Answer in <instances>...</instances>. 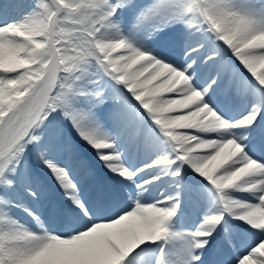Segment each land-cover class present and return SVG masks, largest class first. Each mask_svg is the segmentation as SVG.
<instances>
[{
	"label": "bare ground",
	"instance_id": "1",
	"mask_svg": "<svg viewBox=\"0 0 264 264\" xmlns=\"http://www.w3.org/2000/svg\"><path fill=\"white\" fill-rule=\"evenodd\" d=\"M28 1L0 0V112L2 113L0 118L8 117L13 122V126L18 127L21 125L20 122L26 119V113L29 111L27 124L21 136L31 130L36 117L41 114L42 108L45 106L47 76L55 59V56H52L47 63L41 66L37 63L36 55L32 54L33 47L39 45L40 42L35 30L36 21L27 9ZM135 1L127 2L126 15L134 16L136 14ZM164 2L167 5L163 4ZM195 2L202 6L212 18L211 25L217 30L219 28L223 36L232 41L235 53L238 51L243 53V57L239 54L237 57L245 68L264 81V38L259 30L237 23V17H234L235 14L230 12L234 5H239L236 0H179L178 4H182L179 7L184 18L183 35L185 37L181 44L187 47L193 42V46L186 53L175 54L172 57L165 56V59L181 63L186 71H190L192 64L181 59H198V55L205 52L203 46L210 36L203 30L210 26L204 27L203 24L198 23L197 31L194 33L197 24L194 11ZM261 4V10H264V0ZM172 5L170 1H162L147 11L146 20L153 21L150 27L157 24L156 21L161 22L171 16L168 9ZM109 11V8L104 7L102 12H99L102 19V26L99 27V40L102 41L103 50H95V55L98 54L105 59L100 63L104 78L113 80L115 90L113 95L103 96L106 104L101 103L97 114L100 118L85 111L86 102L78 101L76 103V113L72 119L77 126L78 135L83 145L93 152L96 160L110 176L125 177L132 182L139 191L140 203L146 201L144 197L148 196L145 184L157 179L159 174L164 175L169 167L176 164L175 176L171 183L177 177L187 187H192V190L199 193L203 192L204 184L215 186L218 190L225 189L227 195L224 197V201L226 207L230 205V213L233 216H238L244 222L243 224L249 226H251L250 224H261L254 221L261 220L257 198H262L263 205L262 203L261 205L264 209V186L262 183L264 170L255 167L251 169L248 167L246 169L239 168L238 159L234 158L235 148L229 142L220 143L214 139V137H225L229 133L225 124L205 108L201 97L197 96L186 84H183L182 77L174 69L161 64L160 60L164 59L163 57L157 59L149 58L148 55L141 57L137 53L138 48L134 49L126 40L119 41L120 38L116 31V29L118 30L117 24L109 22L105 18L110 16ZM56 20L57 16L53 13L45 21V34L49 44L53 42ZM141 22L133 30H140L143 27ZM262 29H264V25ZM139 32L143 36L145 35V38L149 35L148 29L146 32L145 29ZM3 35L9 37V43L1 41ZM194 36L195 42L193 41ZM27 44L28 58H20L19 61H16L19 52L24 51ZM158 45L162 49L160 43ZM86 48H88L87 44ZM156 51L161 56L164 54L159 49ZM215 53L218 55V50ZM192 56L194 57L192 58ZM30 65L33 78L26 75L18 78L11 76L14 75L11 73V68ZM34 79H39L40 92L36 97L35 94L28 96L30 90L22 91L20 89L24 81H27L31 86ZM244 85L245 82H242V86ZM93 89L98 88L94 87ZM93 89L90 91H95ZM208 90L209 88L206 89V91ZM11 93H18L17 96L20 99L22 112L18 120L6 112L10 106L7 97ZM257 93L260 92L254 89V95ZM10 100L12 104L16 101V97H12ZM128 101L136 108L131 106ZM144 107L151 112L149 118L147 113H143ZM194 107L196 108L194 109ZM146 108L144 110H147ZM57 111V116H65V111L60 107ZM77 112L81 113L80 117ZM124 113H131L135 116V121L142 120L141 127L148 121L145 129L151 126L152 128L158 127V131L163 132V137L159 140L167 141L170 145L169 154L164 156L163 149H160V160L154 163L145 161L142 168L134 167L136 162L135 146H133L132 155L127 157V151L131 149L133 138L131 136L125 142L129 132L123 134L122 131L125 130L115 120V116ZM239 123L236 121V125ZM56 127L63 128L62 124L57 122ZM250 129L252 131V127ZM236 132L239 138H243L244 130L238 128ZM6 133L5 131V135L0 138V156L7 152L11 145V140L7 138ZM154 140L157 141L158 138L154 137ZM53 141H57L56 144L62 151L68 144L64 140V136L55 137L49 134L47 142ZM66 155L67 152H64L62 159L57 158L55 152H46L37 156L36 161L32 162L33 169L35 168L33 177L36 173L46 184L45 193L48 199L60 198L62 205L67 209L75 208L84 213V208L87 207V193L83 190V181L74 175L71 179L68 178L67 168H65ZM161 160L164 161L162 171L157 170L151 173L145 171L148 166L161 162ZM192 163L194 169L190 175H186L184 169L189 167L190 170ZM226 163H228L227 166H225ZM141 171H145V173L139 178ZM134 176L135 178H132ZM238 180H241L239 185H237ZM9 182L11 185H15L12 181L9 180ZM241 187L244 189V195H247L245 198L247 202L243 208L237 207V202H232V197L229 194H236L235 190ZM18 188L21 189V193L17 191ZM171 195L174 196L175 193H171ZM171 195L163 196V200ZM25 197L31 198L36 203H31L29 199H24ZM38 198V189L30 185V180L29 182L27 180L17 182L15 190L8 191V193L0 191V247L3 249L0 248L2 254L0 264H121L122 261L119 260H124V255L128 254L133 256L132 264H139L144 252L155 251L151 248V243L164 236L167 225L171 224L166 218V210L153 206L140 205L132 215H125L111 225L106 224L107 226L103 222L107 216L97 212L93 213V217L99 223L89 229L81 238L72 242H53L46 249L35 250L34 248L38 245H46L44 241L31 237L35 231L43 234L51 230L56 231L58 225L60 226L53 214L49 216V222L37 218L41 213L40 204L37 203ZM207 201L202 205V213L206 216L212 212L214 222L211 220L202 221L195 232L202 236L200 240L205 244L212 241L211 234L215 232V226L222 215L211 198ZM253 201L256 202L253 203ZM47 204H49L48 201ZM84 218L86 217L84 216ZM84 224L87 225L86 222ZM172 230L187 231L188 229L179 222H174ZM255 235L259 239L260 235L256 229ZM106 236H109L112 244L105 239ZM240 264H264V238H262V243L258 244L249 257L244 258Z\"/></svg>",
	"mask_w": 264,
	"mask_h": 264
},
{
	"label": "rangeland",
	"instance_id": "2",
	"mask_svg": "<svg viewBox=\"0 0 264 264\" xmlns=\"http://www.w3.org/2000/svg\"><path fill=\"white\" fill-rule=\"evenodd\" d=\"M62 4L60 6V13L59 16L63 21L69 22V27L73 28L75 31H82L86 34H91L93 28H95V25H98V21H95L92 17V10L87 5V0H61ZM101 2V0H99ZM35 6L36 12L39 13V10L41 11V14L45 15L50 10L49 6L47 5L46 0H32L30 1ZM42 25L41 30L39 31L41 40H44L42 38V35L44 34V25ZM91 36V35H90ZM54 38H58L59 40V46L56 45L57 48V60L53 63L51 67L52 73V80L54 82L51 83L49 87V93L50 96L56 91H60V94L67 95L66 91H63L61 89H57L56 85L59 82V77L61 78V82L65 83L71 78V75H74L76 77L77 74H81L82 72L86 70H73V65L77 63H86L87 70L93 71L92 67L94 64V56L86 49L85 51L81 48L83 47L75 37L72 35H64V34H55ZM126 40L128 42L133 43L135 46L142 47L145 43V38L141 35L134 33V31L131 29L128 33V36L126 37ZM56 44V43H55ZM35 51H37V59L40 60V63H45V61L50 58L52 54L51 48L47 45V42H44L41 47H38ZM26 55V53H24ZM20 57V56H19ZM96 71V70H95ZM67 72L68 74H66ZM96 73V72H95ZM76 95H73L75 97ZM77 98V96H76ZM66 102H70L69 98H65ZM93 101V104H97L96 99H91ZM66 105V109H67ZM57 105L55 103L50 104V106L46 107L44 111L38 116V120L36 121L37 127H38V133L40 135H43L46 129L50 127L51 122H53L55 119H57V112L55 109H57ZM15 107L8 110V112L12 113ZM73 113V107L69 106L66 115L67 117H70ZM131 119H124L123 123L126 121H129ZM5 125L2 123L0 125V136H2V133H5ZM18 129V128H17ZM8 135L11 136V139L15 140L19 137L18 131L9 129ZM36 142V141H34ZM25 144H20L18 147L16 146L12 151V158L8 159L3 165H0V180L2 181V171L6 169H20L21 165L17 164V166L13 165V161L15 159L22 160L25 153H28V150H25ZM17 153V154H16ZM19 155V156H18Z\"/></svg>",
	"mask_w": 264,
	"mask_h": 264
}]
</instances>
